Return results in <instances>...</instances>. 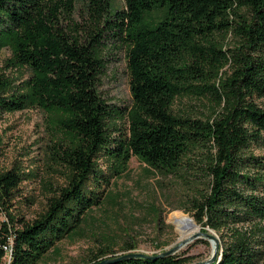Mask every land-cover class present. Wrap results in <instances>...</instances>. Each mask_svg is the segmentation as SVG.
<instances>
[{"label":"trees","instance_id":"obj_1","mask_svg":"<svg viewBox=\"0 0 264 264\" xmlns=\"http://www.w3.org/2000/svg\"><path fill=\"white\" fill-rule=\"evenodd\" d=\"M78 3L82 20L73 18ZM0 0V51L17 83L0 74V116L35 107L62 134L55 158L67 183L49 185L48 205L32 221L11 212L25 178L0 170V264H37L57 241L82 235L99 204L101 183L128 169L132 156L179 178L205 175L195 219L221 239L212 264H260L264 255V0ZM156 14H160L156 16ZM229 37L236 42L227 44ZM126 47L133 102L110 103L100 90L105 49ZM184 98L209 101V113ZM124 123L125 130L121 126ZM197 155L198 164H194ZM188 209L186 211H190ZM95 255V264L114 251ZM135 246H125L129 251ZM10 257V261L7 259ZM193 256L133 257L109 264H190Z\"/></svg>","mask_w":264,"mask_h":264},{"label":"rangeland","instance_id":"obj_2","mask_svg":"<svg viewBox=\"0 0 264 264\" xmlns=\"http://www.w3.org/2000/svg\"><path fill=\"white\" fill-rule=\"evenodd\" d=\"M124 3L125 0H113L114 7L122 8ZM76 9L73 18L81 21L84 14L82 4L78 3ZM226 42L233 46L236 41L229 37ZM104 53L106 67L100 80L102 95L110 103L130 106L133 98L126 47L120 40L111 38ZM10 56L9 48L0 51V74L15 78L19 83L28 78L30 71L27 68H8L5 61ZM257 101L264 106V97L257 98ZM191 103L198 112L209 113L206 98H184L178 106ZM52 118L51 113L35 107L5 112L0 116V170L18 168L25 176L10 210L29 221L46 210L52 195L48 184L59 187L67 183L68 171L57 161L53 151L54 144L62 140V134L52 124ZM121 126L125 130L123 122ZM252 152L256 156H264V143L253 145ZM200 156L195 157L194 164L199 163ZM99 164L111 181H103L98 187L100 202L89 211L82 224V235L57 241V252L48 253L37 264H92L95 255L109 246H114L111 247L114 251L104 258L129 252L159 254L199 232L218 237L220 250L221 239L215 230L196 221L199 230L182 237L170 219L174 211H183L195 219L194 198L200 189L203 192L207 187L205 175L189 173L186 178H179L147 166L135 155L131 157L128 169L114 177L108 176L110 160L106 156L99 158ZM188 209L191 210L186 211ZM0 219H7L4 211L0 212ZM214 243L212 237L201 234L180 245L174 254L193 256L191 263L205 261L212 256ZM125 246L135 248L125 251ZM260 264H264V255Z\"/></svg>","mask_w":264,"mask_h":264},{"label":"water","instance_id":"obj_3","mask_svg":"<svg viewBox=\"0 0 264 264\" xmlns=\"http://www.w3.org/2000/svg\"><path fill=\"white\" fill-rule=\"evenodd\" d=\"M201 234L212 237L215 240L214 247H213V253L209 259H207L205 261L193 262L191 264H212L219 257L218 253H219L220 242H219L218 237H216L215 235L206 233V232L205 233H203V232L196 233V234L192 235L191 237L183 240L178 246H176L170 250L164 251L162 253H159V254H148V253H144V252H129V253H125V254H122V255L116 256V257L104 258L102 260L97 261L95 264H109L112 262L120 261L122 259L133 258V257H144V258L152 259V258H158V257H162L165 255L173 254L175 252V250L180 247V245L189 242L190 240L194 239L195 237H198Z\"/></svg>","mask_w":264,"mask_h":264},{"label":"bare ground","instance_id":"obj_4","mask_svg":"<svg viewBox=\"0 0 264 264\" xmlns=\"http://www.w3.org/2000/svg\"><path fill=\"white\" fill-rule=\"evenodd\" d=\"M170 219L175 223L177 230L182 235V237L189 236L199 230V225L194 217H192L190 214H186L183 211H174L171 214Z\"/></svg>","mask_w":264,"mask_h":264}]
</instances>
